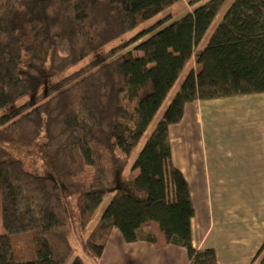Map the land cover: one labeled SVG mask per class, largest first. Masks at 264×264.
<instances>
[{
	"label": "trees",
	"instance_id": "16d2710c",
	"mask_svg": "<svg viewBox=\"0 0 264 264\" xmlns=\"http://www.w3.org/2000/svg\"><path fill=\"white\" fill-rule=\"evenodd\" d=\"M178 1L0 0V111L35 93L0 115V264H67L70 234L89 227L107 196L82 243L86 255L98 260L112 230L126 244H154L140 231L153 222L166 245L185 249L188 264H216L214 250L192 247L194 210L171 162L168 128L180 123L188 103L264 95V0H233L205 42L226 0H208L173 21L164 17L35 92ZM192 59L198 70L185 74L129 166ZM41 134L39 160L49 176L31 173L9 151L31 149ZM263 250L264 243L251 264L258 257L264 264ZM70 264L83 262L76 256Z\"/></svg>",
	"mask_w": 264,
	"mask_h": 264
},
{
	"label": "crops",
	"instance_id": "0c3cea01",
	"mask_svg": "<svg viewBox=\"0 0 264 264\" xmlns=\"http://www.w3.org/2000/svg\"><path fill=\"white\" fill-rule=\"evenodd\" d=\"M168 135L194 210L192 247L214 250L216 264H251L264 242V95L188 103ZM140 231L155 243L126 244L112 230L97 264L189 263L185 249L165 244L156 223Z\"/></svg>",
	"mask_w": 264,
	"mask_h": 264
},
{
	"label": "rangeland",
	"instance_id": "374dc122",
	"mask_svg": "<svg viewBox=\"0 0 264 264\" xmlns=\"http://www.w3.org/2000/svg\"><path fill=\"white\" fill-rule=\"evenodd\" d=\"M207 1L208 0H180V1L176 2L175 4L171 5L170 7H168L167 9L162 11L161 13H159L157 16L152 18L151 20L142 23L136 29H134L133 31H131L128 34L124 35L120 39H117V40L109 43L105 47H103L100 50H98V51L94 52L93 54L89 55L88 57H86L81 62H79L76 65H74L73 67L67 69L62 74H60V75H58V76H56L54 78H51V79L46 78L44 83H43V85L39 89H37L35 92L45 91L46 88H48L50 85H52L55 82H57L59 79L65 77L67 75H70L72 72L76 71L77 69H79L80 67L85 65L87 62H89V61H91L93 59L100 58L103 54H105L106 52H108L112 48L117 47L119 44L124 43V41H126L128 39L133 38L135 35H137L141 31L146 30L148 27H150L152 24H154L158 20H160V19H162L164 17H170L171 21L176 20V19L180 18L181 16L185 15L186 13H189V12L193 11L195 8H197L198 6L204 4ZM232 1L233 0H226L225 3L222 5V7L220 8L217 16L215 17V19L211 23L209 29L207 30V32H206V34H205V36L203 38V42L208 40V38L211 35L212 31L214 30V28L216 27V25L220 21L222 15L225 13L226 9L228 8V6L230 5V3ZM191 4H193V5H191ZM145 38L146 37L140 39L137 43H135L134 45H132L128 49L124 50L122 53H124V52H126L128 50H132L134 46H136L139 42L143 41ZM133 54L136 55V56L139 55V53H137L136 51H133ZM190 68H192L195 71L198 70V66L195 64L194 59H192L189 63H187L184 66V68L181 71V73L179 75V78L176 81L175 85L172 87V89L170 90V92L166 96L164 102L162 103L160 109L158 110V112L154 116V118L151 121L150 125L148 126L146 132L143 134V136L141 137L140 141L138 142V144L136 145V147L132 151V153H131V155L129 157V166L132 165V163L135 161L138 153L140 152V150L143 147L144 143L146 142V140L148 139V137L151 134L152 130L154 129L157 121L160 119V117H161L163 111L165 110V108L167 107L169 101L174 96V94L177 92V90L179 88V85L181 84L185 74L188 72V70ZM34 94L35 93H30V94L26 95L25 97H23V98H21L19 100H16L12 104L8 105L5 109L0 111V115L2 113H5V112L9 111L10 109H13V108L25 103L26 101L31 100L33 98ZM43 143H44V136H43V134H41L40 137L37 139L35 145L31 149H29V150H25V149H23V150H9V151L15 158L20 159L23 162L25 168L28 171H30L31 173L36 174V175H40V176H49L48 172L44 170V168H43V166L41 164V161L39 160V153H40V150H41V148L43 146ZM128 169H129V167H128ZM128 169L125 172H123V174L120 176V179H119L120 181L122 179H124L127 175L130 174ZM109 199H110V196H107V197L104 198V200H103V202H102V204L100 206L99 211L105 207V205L107 204ZM70 212H71V214L73 216H76V212L74 210L73 204H72V208H71ZM96 217H95V219H96ZM93 222H94V219H93L91 225L93 224ZM91 225H89V227L83 232H79L77 230L75 232L76 234L75 233H71L70 234L69 241H70V245L72 247V255L68 259L67 264H70L71 260L74 257H76V256L81 258L83 264H97V262H96V260L94 258H92V257L86 255L85 253H83L82 247H81L85 237L88 235V233H89V231L91 229ZM0 232L3 233V229L1 227V220H0ZM263 252H264V250H263Z\"/></svg>",
	"mask_w": 264,
	"mask_h": 264
}]
</instances>
